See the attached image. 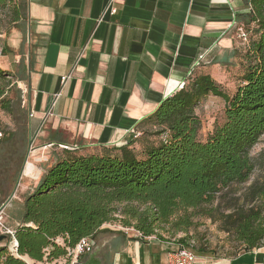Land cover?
<instances>
[{"label":"trees","instance_id":"obj_1","mask_svg":"<svg viewBox=\"0 0 264 264\" xmlns=\"http://www.w3.org/2000/svg\"><path fill=\"white\" fill-rule=\"evenodd\" d=\"M245 4L248 11L240 17L251 34L246 49L236 51L244 67L233 93L224 91L209 73L192 71L138 123V129L147 126L159 137L157 143L142 144L139 156L135 143L145 133L141 130L126 144L98 145L86 154L82 147L61 148L23 200L20 225L15 227L20 256L41 261L50 245V257L60 256L64 250L52 239L61 236L73 245L81 237H95L108 222L161 239L158 229L167 226L173 234L184 232L177 241L187 245L186 232L197 216L218 221L243 252L264 244V176L248 185L242 203L230 198L236 187L249 181L256 167L250 150L264 133V0ZM26 6L27 0H0V13L4 11L8 24L24 29ZM7 76L0 70V110L11 114ZM209 95L224 101V116L201 140L195 110ZM9 134L0 129L2 144L10 140ZM197 251L205 254L206 249ZM0 264L27 262L0 246Z\"/></svg>","mask_w":264,"mask_h":264},{"label":"crops","instance_id":"obj_2","mask_svg":"<svg viewBox=\"0 0 264 264\" xmlns=\"http://www.w3.org/2000/svg\"><path fill=\"white\" fill-rule=\"evenodd\" d=\"M247 11L245 0H27L20 31L28 41L18 30L3 39L30 92L29 130L46 139L26 161L40 171L49 143L92 148L134 139L138 123L192 68L211 74L236 60ZM96 236L85 262L92 255L100 264H169L180 245L104 227ZM195 254V264H264V244L235 257Z\"/></svg>","mask_w":264,"mask_h":264},{"label":"rangeland","instance_id":"obj_3","mask_svg":"<svg viewBox=\"0 0 264 264\" xmlns=\"http://www.w3.org/2000/svg\"><path fill=\"white\" fill-rule=\"evenodd\" d=\"M0 19L3 24L0 27V70L10 75L7 76L11 82L6 88V93L10 99L9 106L12 108L11 114L2 109L0 110V129L6 133H10L8 136L10 140L8 142H3L2 144V141H0V222L9 228H14L16 223L20 222L25 196L33 191L35 184L38 182L37 179L39 175L58 158L61 153V148L58 145L49 148L47 162L39 164L42 166V169L38 167L40 171L38 169L35 170L33 165L29 161H26L31 153V146L35 147L41 145L43 140L46 139L40 138L39 140L40 136L38 135L40 134L38 130L35 132L29 130L30 92H28L25 86L19 84L18 71L14 68V63L12 62L15 58L13 56L16 55V51L4 44L3 39L4 37L11 38L14 31L18 30L20 32L19 35L23 39V43H26L28 41V33H26V31L21 32L19 24H8L7 16H5L4 11L0 13ZM245 32L249 37L251 31L245 30ZM247 44V41H240L239 48L241 51L246 49ZM23 58L25 57L23 56ZM2 61L7 62L9 66H3L1 63ZM230 62L231 63L223 64L220 67L213 66L210 68V75L221 85L224 91L229 94L233 93L235 90L239 82V76L244 67L242 59L238 56L236 60ZM196 71L199 72L198 70ZM195 111L201 120L199 138L205 140L213 126L223 120L224 101L219 97L209 95L197 105ZM150 129L151 128L147 126L140 129L145 133L139 136L138 141L135 143L138 156L140 155L142 144L146 142L157 143L159 141L158 136L151 135ZM138 135H140V133ZM91 151L92 148L88 146H83L81 149V152L85 154ZM250 155L254 159L256 167L249 181L236 187L235 193L230 194L231 199L238 197L239 200H233L235 204L243 202L242 195L251 182L256 180L260 181L262 176H264V133L259 142L250 150ZM25 163H27L26 166ZM18 172L19 174L16 177ZM32 174L33 176H31ZM193 221L194 224L186 232V235L193 245L192 250L194 253H198V247L205 248V254L209 256L222 258L235 257L243 252L239 244L236 243L234 237L220 229L218 221H212L204 216H197L193 218ZM158 233L163 239L173 238L176 240L185 235L184 232L173 234V230L167 226L159 228ZM127 234H133V232L130 231ZM95 237L98 241L97 236ZM4 243L5 240H1L0 246H4Z\"/></svg>","mask_w":264,"mask_h":264},{"label":"built area","instance_id":"obj_4","mask_svg":"<svg viewBox=\"0 0 264 264\" xmlns=\"http://www.w3.org/2000/svg\"><path fill=\"white\" fill-rule=\"evenodd\" d=\"M111 11L115 12V8H111ZM238 31H239V37L241 38V40L248 42V35L243 29V27L239 28ZM198 64H199V61H197L194 66H197ZM192 71H193V68L189 71L188 75H190ZM69 76L70 74L64 77V79L67 80ZM30 116H32V114H30ZM48 146L52 147L55 145L53 143H49ZM58 146L60 148H70V149L73 148L72 146H67V145H58ZM32 149L33 147L31 146L30 151ZM0 220H1V217H0ZM19 225L20 223L18 222L16 223L15 227ZM15 227L9 228L0 222V235L5 236L4 246L6 247L7 252L9 254L16 256V257L24 258L23 256H20L18 254V242L15 237ZM103 227L108 228V229H119L123 231L125 234L132 231L139 238L150 239L154 237V236H143L139 231L133 229L132 227L123 226L120 223H116V222L105 223ZM52 243L55 246L62 248L64 250V254L57 256V257H50L49 253H50V250L53 248L50 245L43 249L42 260L38 262H34L32 260V264H85V260H84L85 256L90 254L96 245L95 237H91V236L81 237L73 245H69L68 243H66L63 237L57 236L54 239H52ZM192 248H193V245L191 241H189L187 245L179 246L176 250L170 252L168 256L169 264H195L196 254L193 252ZM27 264L29 263L27 262Z\"/></svg>","mask_w":264,"mask_h":264},{"label":"water","instance_id":"obj_5","mask_svg":"<svg viewBox=\"0 0 264 264\" xmlns=\"http://www.w3.org/2000/svg\"><path fill=\"white\" fill-rule=\"evenodd\" d=\"M5 236L4 235H0V241L4 240ZM23 257H27V256H23ZM28 258V257H27ZM23 260H25L24 258H22ZM26 261V260H25ZM85 264H100V262L93 260L92 255L89 256V259L85 262Z\"/></svg>","mask_w":264,"mask_h":264},{"label":"bare ground","instance_id":"obj_6","mask_svg":"<svg viewBox=\"0 0 264 264\" xmlns=\"http://www.w3.org/2000/svg\"><path fill=\"white\" fill-rule=\"evenodd\" d=\"M29 264H32V260H30L29 258L25 257L24 258Z\"/></svg>","mask_w":264,"mask_h":264}]
</instances>
